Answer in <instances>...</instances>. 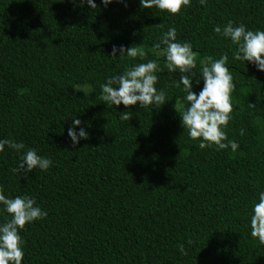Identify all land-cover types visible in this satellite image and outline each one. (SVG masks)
I'll return each instance as SVG.
<instances>
[{
  "label": "trees",
  "instance_id": "16d2710c",
  "mask_svg": "<svg viewBox=\"0 0 264 264\" xmlns=\"http://www.w3.org/2000/svg\"><path fill=\"white\" fill-rule=\"evenodd\" d=\"M94 2L96 10L79 0H0V139L24 145L0 152V189L47 212L20 232L22 264H264L249 227L264 190V73L233 60L235 45L213 32L229 20L264 30V0H191L177 14L139 0ZM169 27L191 43L197 69L205 57H229L225 131L236 151L188 138L179 123L185 93L166 69L155 86L170 101L160 108L128 106L122 120L125 106L100 100L105 78L126 66L153 59L163 68L164 45H154ZM113 45L145 57H113ZM73 119L88 133L76 145L67 137ZM29 148L52 165L14 175Z\"/></svg>",
  "mask_w": 264,
  "mask_h": 264
},
{
  "label": "clouds",
  "instance_id": "9594fccd",
  "mask_svg": "<svg viewBox=\"0 0 264 264\" xmlns=\"http://www.w3.org/2000/svg\"><path fill=\"white\" fill-rule=\"evenodd\" d=\"M112 0H100V4L107 6ZM123 2V0H122ZM191 0H139V5L145 9L155 8L167 14H177L182 6L187 8ZM203 4L205 0H200ZM87 4L91 10L97 9L94 0H79V5ZM127 6L126 3L124 5ZM213 32L219 34L235 45L232 58L235 61L247 62L254 66L257 72L264 73V30L247 29L244 24L234 25L231 20L221 27L216 25ZM163 48V68L157 60L149 59L146 63H133L125 67L121 73L105 78L100 85V100L111 106H125L120 112L122 120L129 119L128 106L145 108L158 106L159 108L170 101L165 90L157 89L158 73L166 69L169 73L178 76L173 80L174 87L182 85L185 95L182 97L183 105L179 113V123L182 129L187 130L191 141L198 143L201 149L215 147L216 150L236 151L239 144L228 140L225 129L232 119L233 105L231 94L235 89L232 72L228 67L229 57L221 54L218 59L211 56L200 61L201 67L197 69V53L192 50L190 42H179L174 27H169L159 38L155 48ZM125 53L132 58L145 57L143 51L124 45H113L111 56L117 57ZM199 86L198 91L194 88ZM250 107H253L250 104ZM81 125L79 119H73L67 129V137L73 145L80 140L87 139L88 133ZM243 134V130H241ZM8 149L20 151L23 143L12 139H0V152ZM52 161L38 155L37 150L29 148L22 152L19 163L11 171L14 175H23L33 169L47 171ZM0 214H7L5 222L0 223V264H22L24 258V241L20 232L26 224L41 220L47 216L34 197L27 194L9 198L0 189ZM250 235L257 238L264 245V190L257 194L256 202L251 206L249 219ZM181 253L184 246L180 245Z\"/></svg>",
  "mask_w": 264,
  "mask_h": 264
},
{
  "label": "rangeland",
  "instance_id": "374dc122",
  "mask_svg": "<svg viewBox=\"0 0 264 264\" xmlns=\"http://www.w3.org/2000/svg\"><path fill=\"white\" fill-rule=\"evenodd\" d=\"M89 57L94 59V60H98L99 59V56L95 55V54H90Z\"/></svg>",
  "mask_w": 264,
  "mask_h": 264
}]
</instances>
